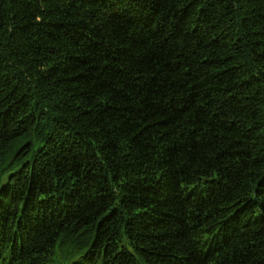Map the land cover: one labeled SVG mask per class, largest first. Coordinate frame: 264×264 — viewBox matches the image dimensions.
<instances>
[{"label": "trees", "instance_id": "16d2710c", "mask_svg": "<svg viewBox=\"0 0 264 264\" xmlns=\"http://www.w3.org/2000/svg\"><path fill=\"white\" fill-rule=\"evenodd\" d=\"M0 264H264V0H0Z\"/></svg>", "mask_w": 264, "mask_h": 264}]
</instances>
